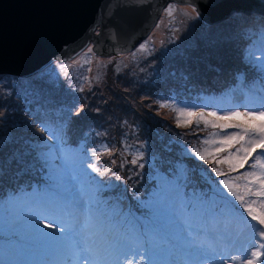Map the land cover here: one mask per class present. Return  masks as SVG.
<instances>
[{
  "label": "trees",
  "instance_id": "1",
  "mask_svg": "<svg viewBox=\"0 0 264 264\" xmlns=\"http://www.w3.org/2000/svg\"><path fill=\"white\" fill-rule=\"evenodd\" d=\"M195 20L200 21L198 16L195 17ZM201 22L203 21L201 20ZM207 27L210 26L207 25ZM210 29L228 32L224 23L215 28L210 27ZM237 29L230 27L232 35L228 40L238 32L250 41L243 39L240 43L238 41V44L236 43L238 50L235 54H231L229 51L232 50L228 51L226 48V38H223L222 41L209 42L210 49L215 48L214 51L219 49L222 57L224 56L232 64L234 72L226 82L218 84L217 87L216 85H211L210 88L209 85L201 86L202 90L193 87L192 101L196 103L197 107H201L199 113L205 112L206 109L202 108L209 100L214 101L213 105H220V102L225 101L228 103V108L233 110L236 104L232 101L231 91L235 83L241 79V75L248 77V80L244 82L246 87L258 82L264 83V70L261 69L259 61L254 59L250 50L254 48L256 42L254 34L257 32L254 29H249V32L241 33ZM124 57L112 58L111 67L94 75L98 77L96 81L92 79L86 85L79 84L81 90L73 92V95L66 94L67 96L60 94L57 84L54 85L58 88L52 87L40 78L19 79L13 76H0V80L5 79V82L1 83L4 86L2 88L0 86V264H61L65 262L67 253L58 237L61 235V225L67 227L73 217L77 220L82 217V225L90 230L102 229L109 233L113 239L127 237L129 243L134 245L136 239L143 238L145 246L151 252V246H155L154 252L163 250L164 248L161 246L163 240L177 245L176 239L178 237L176 239L173 237L176 236V231L170 228L169 224L172 223V217L168 213L155 210L152 204L159 200L158 197L162 194V185L166 184L169 178L174 177L176 171L178 172L177 163L181 162L179 157L183 154L179 144L187 148L199 134L202 135L203 131L199 133L196 123L192 124L186 131L176 129L175 135L178 137L182 136V139L184 136L192 137L174 145L172 137L163 135L159 129L158 133L151 132L152 125L149 123V119L145 121L139 118L143 123L142 125L146 124V131L142 132V130L134 127L131 130L129 127L124 136H121L120 142L115 140L119 146L116 152L96 151L100 154L98 163L94 154V158H96L94 164L101 171H104L105 175L99 176L92 170L88 174L87 179H89L90 186H93L92 188L97 194L96 200L88 205L86 211L73 203L74 193L71 194L68 182L65 181L67 176L63 175L59 162L54 166V161L58 160L57 149L61 148L60 146L66 147V151L73 157L75 164L77 159L75 157L83 159L84 156L94 153V147L99 144L114 145L115 141L110 138L109 130H119V126H121L119 121L124 124L127 123L126 118H132L129 112L134 111L136 103H140L139 100L144 101L145 96L139 87L140 83L144 82L143 77L138 76L140 69L135 67L133 63L129 64L122 61ZM150 64L153 68L156 65L152 61ZM125 65L129 68L124 67ZM168 70L169 72L173 71L172 69ZM187 71L186 69L185 73L190 77V82H187L185 88L178 85L175 89L170 88L171 90H163L162 88L151 90L150 97L153 102L157 105L162 102L177 103L178 96L182 92L185 93V96L189 95L188 86L195 81L191 78L193 74ZM153 72H157V68ZM144 73L146 76H151L147 71ZM249 77L252 78L249 79ZM123 78L127 82L123 81ZM165 78H170V76ZM175 81L171 80L170 83ZM130 86H132L131 90H136L137 93L134 91V93H129ZM64 89L67 91L66 87ZM162 94H169L170 98H163ZM113 95L116 99V105L112 108L111 104L114 102L110 99ZM48 97L51 99L49 103L46 102ZM93 99L94 101H89ZM186 101L192 102L188 98ZM57 102L59 112L54 113L52 110L56 108L55 103ZM107 102L108 105H106ZM244 102H247L246 105L249 104V100ZM145 109L148 111V107L143 108V111ZM66 110H69V113L65 114V121L63 122L67 125L64 134L66 135V143L59 142V145L47 143L46 132L41 131L38 134L35 128L43 124L45 118L53 119L54 117L57 119L56 114L61 113L64 116L63 112ZM167 110L168 112L173 111L168 113L169 117H166V122L173 124L176 112L171 106H168ZM77 112L79 115L76 114ZM142 112L137 113L141 114ZM142 114L147 115L148 113ZM108 120L112 123H109L107 127L105 123ZM71 122L73 124L70 126ZM92 122L95 124L91 125ZM50 124L52 127L55 126L54 123ZM102 125L105 127L104 132L108 133H102L99 130ZM210 128L208 126L206 132ZM195 133L198 134L194 136ZM107 134L109 139H107ZM124 139H127V147L131 148V152L127 155L120 153V145ZM5 145L10 150L4 147ZM43 154L46 156H42ZM161 154H165V157ZM140 156H143V159H140ZM133 159L137 160V164H132ZM113 160L115 164L112 163ZM80 164L83 165L84 161L79 160L75 167L80 168ZM141 164L143 167H140ZM250 164L247 163L243 169L231 173L222 166H218L228 175L216 176L215 171H211V166L217 167L216 165L203 166L191 163L192 168L204 167V169L196 170V172L191 170L194 171V175L188 180L190 182L184 190L183 205L189 208L190 202L194 201L193 197L195 195L197 197L199 193L203 197L199 201H211V195L214 193L206 180V178L211 177L208 171L219 179L215 183V186H218L219 182L224 179L240 177L241 173L250 171ZM41 166H44L43 169ZM117 176L120 179H116ZM25 179L26 182L30 180V183L25 185L23 183ZM245 182L242 177L236 180V183L240 185ZM33 187L40 188L34 195L30 194ZM41 187H45V189ZM26 188L28 189L26 190ZM53 189L58 195L57 202L53 198L54 193L49 192ZM240 189L244 191L241 186L237 190ZM189 191H193L194 194H189ZM214 199L217 200V197ZM249 199L254 200L255 196H251ZM225 200L228 201V204L233 205V213L230 216L250 218L243 208L240 210L235 207L239 202L232 200L230 195L224 196L222 202L217 204L218 211L225 207L230 208L228 204L225 205ZM189 213L193 214L194 210L190 208ZM225 216L228 215L225 214ZM24 218L33 220L34 223L39 218L40 223L38 225L35 223L34 226L30 222L23 221ZM45 224H51L52 227L45 228ZM44 233H48V235H44ZM170 246L172 247V245Z\"/></svg>",
  "mask_w": 264,
  "mask_h": 264
},
{
  "label": "rangeland",
  "instance_id": "2",
  "mask_svg": "<svg viewBox=\"0 0 264 264\" xmlns=\"http://www.w3.org/2000/svg\"><path fill=\"white\" fill-rule=\"evenodd\" d=\"M171 7L174 9L172 13V17L169 18V16L166 14V10ZM191 6L189 5H177L175 3H169L163 10L162 16L158 20V23L156 24L155 28L152 30L151 34L144 39L140 44L131 52L124 53V54H117L113 55L111 57L103 58L98 56L94 51L93 47H88L83 53H81L78 57L71 61H67L64 63H58L54 62L50 66H48L46 69H44L39 74L30 77L31 78H40L45 80L50 86H54L55 88L59 87L60 94L63 96H67L66 94L73 95V92H76L77 90H81L79 87V84L86 85L89 83L92 79L96 81L98 79L97 76H94L98 74L101 70L108 69L111 67V59L118 56H125L122 60L125 63H133L135 64V67L140 69V75L144 79V82L142 81L139 85L141 88V92L144 94L145 99L139 100L140 103H136L134 111L129 112V115L132 116V118L127 117V123H122V121H119L121 126H119V130H109L108 132H104L105 127L102 125V128H99V130L102 133H108L110 138L117 142H120L121 136L126 133V129L129 128L132 130V128H137L139 130H142V132L146 131L147 127L146 124L142 125V121L139 120V118H142L143 120L149 119V123L152 125L151 132L158 133V129L160 132H162L163 135L172 137V141L174 145H176L177 142H183V140H188V137L192 136H184L182 139V136L175 135V130L179 129L180 131H186V129L192 126V124L196 123L195 118H193V123L191 125H188L185 123L187 117H181L180 122H177V112L175 114V119L173 121V124H168L166 122V117H169V114L173 111L168 112V106L173 107L174 109H184L185 111H192L197 112L201 110V107H197L196 103H193L192 101V92L194 90L193 87L201 89V86H208L209 88L211 85H217L221 84L223 82H226L231 76L234 70L232 69V64L225 59V57H222L221 52H219V49L214 51L215 48L210 49L209 42L214 40H221L223 38L227 39V46L226 48L232 51H229L231 54H235L238 50L236 43L238 44V41L240 43L241 39L250 41L248 38H245L238 34L236 32V35H233L229 40L228 38L232 35L231 28H238L240 32H249L248 30L254 29L257 33L254 34L256 37V42L254 44V48H251L250 50L253 53L254 59L258 60L261 64L264 62V17L253 14V15H244V14H236L232 16L231 18L227 19L224 23L226 25L228 32H220L218 30L214 31L211 28H215L218 25H210V27H207L205 21L198 15L200 21L195 20V17H197L196 13L191 12ZM260 16V17H259ZM194 17V20H192ZM191 19V21H190ZM201 20L204 22H201ZM228 21V22H227ZM221 23V24H223ZM180 33V36H179ZM240 35V36H239ZM237 38V40H236ZM142 46H144L142 48ZM91 49V51H89ZM153 58V59H151ZM151 59V60H148ZM235 60V59H233ZM150 61H152L154 64V68L150 64ZM167 66V69H166ZM126 68H129V66H124ZM157 68V72H153L154 69ZM168 69H172L173 71H170ZM188 70L187 72H191L193 76L191 78L194 79L195 83H191L188 86L189 89V95L185 96V93H181V97H179V100L176 101L177 103H168V102H162L160 105H157L153 102V99L150 97L151 90H160L161 88L163 90H169L170 88L175 89L178 85H181L182 87H186L187 82L189 81V76L187 73H185V70ZM129 70V69H128ZM144 71H147L150 73L151 76H146ZM134 74V73H133ZM1 76V75H0ZM2 76H8V75H2ZM170 76V78H165ZM173 76V77H171ZM179 77L178 79H176ZM18 78V77H17ZM246 75H241V79L238 80V82L235 83L234 87L232 88L231 94H232V101L236 104L235 111L240 112H246L250 110H258L261 108H264V85H261L259 83L250 84L247 87L245 86L244 82H246L248 79ZM252 77H249L251 79ZM22 79V78H19ZM29 79V78H28ZM123 81L127 82L124 78ZM171 80H176L174 83H170ZM5 79L0 80V86L1 88L4 86L1 83H4ZM122 82V81H121ZM123 83V82H122ZM54 84H57L54 85ZM79 88H78V87ZM66 87L67 91L64 89ZM130 89L128 92H133ZM214 88V90L216 89ZM245 88H248L249 91L245 92ZM171 90V89H170ZM136 92V90L134 91ZM133 92V93H134ZM168 92V91H167ZM137 93V92H136ZM206 93V92H204ZM117 95V93H115ZM121 97L125 100V98L121 95ZM163 98H170L169 94H162ZM186 98L189 99L187 102ZM249 100V104L246 105L247 102H244L245 100ZM110 100H113V104H111L112 108L116 105V99L114 95ZM94 101L93 100H89ZM47 103L51 102V99L48 97ZM211 102V103H208ZM206 101V105L204 104V108L206 109L204 112V119L211 120L210 117L207 116L208 112H216L217 115H225L230 111H233L231 108H228V103H225V101L220 102V105H213L214 101L209 100ZM88 103V102H87ZM244 103V104H240ZM77 104V103H76ZM89 104V103H88ZM109 103L107 102L106 105ZM56 108L52 110L54 113L59 112L57 110L58 102L55 103ZM156 105V107H154ZM161 105H164V107H161ZM242 105V106H240ZM51 106H53V103H51ZM75 106V105H74ZM127 107L128 104H126ZM148 107V111L146 109L143 111V108ZM167 108V109H166ZM69 109V107H67ZM143 111V112H142ZM137 112L142 113H148L147 115L140 114ZM64 113V116L61 114H56L55 119L52 118H45L43 121L44 125H47L49 128L53 129L54 131H61V135H64L66 133V129L63 122L65 121V114L69 113V110H66ZM169 113V114H168ZM126 116V115H125ZM109 119V117H108ZM50 123H54L55 126H51ZM112 123V121H106V125L108 127V124ZM39 127L35 128L39 133H41V125ZM73 123H70V126ZM95 122H92L91 125H94ZM104 124V123H102ZM148 124V123H147ZM38 126V125H37ZM69 126V127H70ZM209 127H211L209 125ZM113 128V127H111ZM196 128L199 129V133L201 131L202 135H198L189 145L188 147H184L182 144H179L181 146L182 153L179 159L181 162L177 163L178 165V172L176 171L175 176L171 179L169 178V181L166 184L162 185V194L159 195V200H156L154 204H152V207L159 211V212H165L168 213L173 219L174 223L173 225H178L179 231L184 234L186 233L187 237L191 245H182L179 241H177L176 247L171 248L169 244L166 246L170 247L174 253V258L176 259L178 264H203L205 260H215V264H221L218 256H213L212 254H200L197 245L203 246V248H212L216 250V253H219L221 251H225L227 255L225 256V259H228L229 257H235V256H247L249 255V252L243 251L245 247H247L250 251L252 250V245L249 243L250 239H254L253 237H250L248 229L244 227L242 223V218L239 216L233 217L230 216L233 213V205L231 203L228 204V209L230 211L226 213L228 216H225V213H222V208L220 211L217 209V204L222 202V199L224 196L229 195L227 193V189L224 188L221 181L219 182L218 186H215V183L219 181L218 178H216L211 172L208 171V173L211 174V177L209 179L206 178L209 185L212 187V191L214 194L211 195V201L204 202L199 201L203 197H201V194L199 193L196 197V195L193 197L194 201H191L189 204V208L186 207V205H183L184 199V190L187 188V184L190 182L192 176L194 175V171L196 170L200 171L204 169L202 168H192L191 163H195L198 165L206 166L210 163H207L206 161L199 160L195 155L193 150H199L204 151L205 148L208 149H214L216 147H219V144H210L205 145L203 141L205 140H212L213 137L211 133H217L218 137H223L226 132L231 133L238 131V129H227L225 131H221L219 128H210L208 129V126L206 127L202 122L199 124V127L196 126ZM128 129V130H129ZM167 129V131H166ZM43 132V131H42ZM96 132V131H95ZM205 134L203 135V133ZM97 133V132H96ZM46 140L47 143H53L59 145V142L57 139H52L49 137L48 133L46 132ZM107 134V139H109ZM198 133L193 134L196 136ZM159 135V134H157ZM123 138V137H122ZM156 138V136H155ZM126 140V141H125ZM115 141L113 144H99L98 146L94 147L95 151L100 150H106V151H114L116 152L119 148L117 146V142ZM62 145V144H61ZM120 148V153L122 155H127L131 152V148L127 147V139L122 140ZM8 150L10 148L5 145ZM61 148L57 149L58 152V160L54 161V166H56L59 162V166L62 168L63 175L67 176V179L65 180L68 182V186L70 188L71 194L74 193V202L78 208H83L84 211H86L88 205H91L94 200H96V191L92 188L93 186H90L89 179H87L88 174L91 172V168L87 167V164L91 162L94 164L95 159L97 158L98 163V157L99 155H96V158H94V153L88 154L87 156H84L83 159L79 157H75L76 163L73 162V157L68 154L66 151V147L60 146ZM236 147H239V145H236ZM2 148V147H1ZM136 148V147H134ZM169 148V147H167ZM5 150V148H2ZM232 151H235V149H232ZM260 150H257V153ZM166 152H168L166 150ZM65 153V154H64ZM165 157V154H161ZM227 153H220L219 156L223 157L226 156ZM256 153L253 154L255 156ZM42 156H46V154H43ZM48 156V155H47ZM79 160H83L84 164H80V168H76L75 165H77ZM253 160L249 159L248 163H252ZM43 163V162H42ZM167 164V162H165ZM247 164V163H246ZM245 164V165H246ZM211 165V164H210ZM219 166H222L225 168L226 171H229L227 164H221ZM44 166H41V169H43ZM214 166H211V171L213 172ZM35 169V167H34ZM122 169V167H121ZM194 170L193 172L191 170ZM243 169V168H241ZM238 169V170H241ZM256 171H259V168L256 169ZM77 178H76V177ZM222 179V178H221ZM220 179V180H221ZM230 179V178H228ZM218 180V181H217ZM223 181V180H222ZM25 185L30 183V180L26 182H23ZM257 184L255 187H258ZM241 187L243 185L241 184ZM42 189H45V187H41ZM28 188H26L27 190ZM31 189V188H30ZM40 188L33 187V191H30V194L34 195L39 191ZM52 191V192H51ZM50 193H54V199L57 202V192L55 189L49 190ZM240 193L244 194V191L241 189L239 190ZM65 193H67L65 191ZM189 194H194L193 191H189ZM124 195V194H123ZM246 198L249 199L251 196H248L247 194ZM217 197V200L214 198ZM264 199V198H260ZM232 200L235 201L234 197H232ZM254 200H257V197H255ZM216 201V202H214ZM54 202V201H52ZM213 202V203H211ZM211 203V204H210ZM236 208H243L239 203L235 205ZM192 208L194 210V213H189V209ZM254 208L257 211H260L259 208V202L254 205ZM244 209V208H243ZM247 214V213H246ZM248 215V214H247ZM82 218V217H81ZM81 218L78 219L79 223H81ZM245 219V218H243ZM249 222L252 224H255V221H251L250 218H246ZM25 222H30L32 225L35 226V223L33 220L24 218ZM204 221V223H203ZM97 228H94L95 230ZM205 231L209 233L207 236H201L196 234H191L197 230ZM204 233V232H203ZM164 242L166 240H163ZM162 248H164L163 252L171 251V249H166V246L162 245ZM175 246V245H174ZM152 249V246L150 247ZM158 251V252H160ZM156 252V253H158ZM171 253L169 256L171 257ZM165 257V255L160 254H152V257ZM130 258L136 260L137 263L141 262V258L139 255L136 257L130 256ZM264 259V258H262ZM172 260V259H171ZM66 264V262L64 263ZM158 264V262H157ZM169 264H173L172 261H170ZM229 264H241L239 260L232 259L229 261Z\"/></svg>",
  "mask_w": 264,
  "mask_h": 264
},
{
  "label": "water",
  "instance_id": "3",
  "mask_svg": "<svg viewBox=\"0 0 264 264\" xmlns=\"http://www.w3.org/2000/svg\"><path fill=\"white\" fill-rule=\"evenodd\" d=\"M169 3L195 7L209 26L264 17V0H0V75L28 79L90 46L103 58L129 53Z\"/></svg>",
  "mask_w": 264,
  "mask_h": 264
},
{
  "label": "snow or ice",
  "instance_id": "4",
  "mask_svg": "<svg viewBox=\"0 0 264 264\" xmlns=\"http://www.w3.org/2000/svg\"><path fill=\"white\" fill-rule=\"evenodd\" d=\"M174 9L169 7L166 14L169 18L172 17ZM191 12L199 15L195 7L191 8ZM144 46H142L143 48ZM91 51V49H89ZM264 70V62L260 65ZM164 107V105H161ZM177 112V122H180L181 117H187L185 123L191 125L193 118L196 120L197 127L202 122L206 127L219 128L221 131L227 129H238V131L228 133L223 137H218L217 133H211L213 139L205 140V145L219 144V147L214 149L205 148L204 151L193 150L194 155L201 161L214 164L217 167L213 168L216 176H225L228 173L222 171L218 166L227 164L229 173L236 172L238 169L244 168L249 159L253 162L249 165L250 171L240 174V177L246 181L243 184L244 194L240 193L237 189L241 186L236 183L240 177H233L232 179H224L221 181L227 193L234 197L235 201L244 208V211L251 217L252 224L247 219L242 218V223L248 229L250 237L249 243L252 245L250 251L247 247L243 249L249 252L247 256H235L225 259L227 255L226 250L216 253L215 249L203 248L197 245L200 254H212L214 257L218 256L221 264H229L232 259L239 260L241 264H264V108L258 110H250L246 112L230 111L225 115H217L216 112H208L207 116L211 120L204 119V113L185 111L184 109H174ZM79 115V113H76ZM67 125L64 126L66 129ZM41 130L47 132L49 137L57 139L58 142L66 143V135H61V131H54L47 125H41ZM239 145V147H236ZM235 149V151H232ZM260 150L257 153V150ZM94 154L99 155L95 150ZM227 153L226 156H219L220 153ZM256 153L255 156L253 154ZM111 154V153H110ZM143 159V156L139 157ZM115 164V161H112ZM132 164H137V160L133 159ZM87 167L97 173L99 176H104L105 172L101 171L95 164L89 162ZM140 167H143L141 164ZM259 168V171L256 169ZM116 179H120L119 176ZM259 185L255 187V185ZM248 196H255L257 200H250ZM259 202L260 211L254 208ZM225 205L228 201H224ZM230 209L225 207L222 213H228ZM35 223L38 225L40 219L37 218ZM45 228H51V224H45ZM61 235L58 240L66 250V264H132L130 256H140L141 259H146L148 264H152V252L156 250L155 246L152 247V252L145 246L143 238L136 239L135 244H130L127 237L121 239H113L112 236L102 229L90 230L88 227L81 225L79 221L73 217L72 221L67 227L61 225ZM48 235V233H44ZM191 235V233H189ZM203 264H215V260H205Z\"/></svg>",
  "mask_w": 264,
  "mask_h": 264
}]
</instances>
